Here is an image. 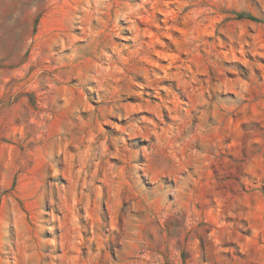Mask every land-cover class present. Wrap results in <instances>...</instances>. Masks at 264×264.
<instances>
[{
    "label": "rangeland",
    "instance_id": "1",
    "mask_svg": "<svg viewBox=\"0 0 264 264\" xmlns=\"http://www.w3.org/2000/svg\"><path fill=\"white\" fill-rule=\"evenodd\" d=\"M0 264H264V0H0Z\"/></svg>",
    "mask_w": 264,
    "mask_h": 264
}]
</instances>
